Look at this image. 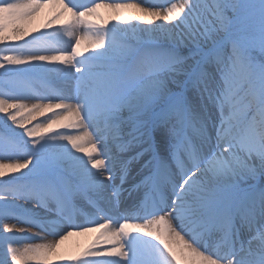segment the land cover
Wrapping results in <instances>:
<instances>
[{
	"label": "snow or ice",
	"instance_id": "obj_1",
	"mask_svg": "<svg viewBox=\"0 0 264 264\" xmlns=\"http://www.w3.org/2000/svg\"><path fill=\"white\" fill-rule=\"evenodd\" d=\"M0 264H264V0H0Z\"/></svg>",
	"mask_w": 264,
	"mask_h": 264
},
{
	"label": "bare ground",
	"instance_id": "obj_2",
	"mask_svg": "<svg viewBox=\"0 0 264 264\" xmlns=\"http://www.w3.org/2000/svg\"><path fill=\"white\" fill-rule=\"evenodd\" d=\"M135 2H139V0H135ZM149 2H151V0H149ZM102 11L104 10L102 9ZM44 12L47 14V19H48L51 9H46ZM54 26H57V25H54ZM97 235L98 233L94 234V232L86 233L83 235H73L64 242V244L62 245V249L63 247L71 248L73 246H78L80 248L77 250V252H79L83 250L84 248H86L89 244H91ZM84 240H87V242L84 243Z\"/></svg>",
	"mask_w": 264,
	"mask_h": 264
},
{
	"label": "rangeland",
	"instance_id": "obj_3",
	"mask_svg": "<svg viewBox=\"0 0 264 264\" xmlns=\"http://www.w3.org/2000/svg\"><path fill=\"white\" fill-rule=\"evenodd\" d=\"M46 10V9H45ZM44 10V11H45ZM47 21V14L45 12L41 13L40 16H38L36 18V20L34 21L33 23V27H37V28H41L42 29V26L43 24ZM57 26H59L57 24ZM14 222V221H13ZM35 231V230H33ZM94 234H96V232H94ZM87 242V240H84V243ZM80 247L78 246H73L71 248H67V247H63L62 251L64 252H67V253H70V254H74L77 252V250L79 249Z\"/></svg>",
	"mask_w": 264,
	"mask_h": 264
}]
</instances>
